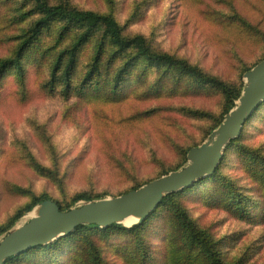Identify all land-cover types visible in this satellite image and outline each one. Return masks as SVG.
<instances>
[{
    "label": "rangeland",
    "instance_id": "1",
    "mask_svg": "<svg viewBox=\"0 0 264 264\" xmlns=\"http://www.w3.org/2000/svg\"><path fill=\"white\" fill-rule=\"evenodd\" d=\"M50 1L112 11L127 36L143 34L158 51L186 58L232 85L245 84L247 70L264 57V0ZM33 8L28 0H0V60L14 55L22 35L37 18ZM81 32L78 27L64 32V23H53L25 53L22 69L10 67L0 78L1 224L28 208L35 197L48 195L66 206L79 193L118 196L184 167L189 150L209 139L225 110L220 90L195 88L186 78L176 91L142 93L136 87V76L144 70V63L134 67L114 96L88 93L78 97L91 59L103 41L102 31L81 48L72 89L67 90L63 82L52 88L56 54L72 45ZM106 51L104 66L92 81L94 89H113L112 79L121 64L120 60L110 63L111 45L106 44ZM147 77L153 84L156 73ZM241 147L264 159V105L240 141L226 148L220 168V178L233 184L250 211L260 202V195L245 170ZM39 165L49 169L51 176ZM211 188L217 196L212 202L200 186L181 197L192 219L212 235L226 262L264 264V220L232 213L220 198V190ZM34 210L13 227L29 222ZM167 214L161 210L146 234L151 253L163 263L172 257L165 246ZM96 240L108 264H127L123 245L129 236L98 235ZM76 249L77 242H73L53 256L48 251H33L14 264H76L74 258L80 256Z\"/></svg>",
    "mask_w": 264,
    "mask_h": 264
},
{
    "label": "trees",
    "instance_id": "2",
    "mask_svg": "<svg viewBox=\"0 0 264 264\" xmlns=\"http://www.w3.org/2000/svg\"><path fill=\"white\" fill-rule=\"evenodd\" d=\"M28 1L34 4L32 13L37 18L22 35V40L14 55L0 60V78L10 67H16L21 70V60L25 53L35 45L45 29L49 28L55 22H62L64 23V32L72 27H78L82 32L72 45L56 54L51 71L50 84L52 88L63 82L67 90L72 89V75L76 68L81 48L98 32L102 31L103 41L95 51L89 64V69L80 84L81 88L77 93L80 98H84L88 93H109V95L114 96V93L119 92L118 89L122 87L127 76L139 63L145 64L142 73L136 76V87L142 93H152L154 89L157 90L156 93H161L163 89L176 91L182 86L183 79L185 78L195 88L210 87L220 90L225 98V110L217 119V123L213 129L222 123L225 115L236 106V102L241 96L245 84H229L222 78L204 71L198 64H194L186 58H181L168 52L158 51L149 43L143 34L127 36L112 11L102 13L95 10L79 9L65 3H52L50 0ZM106 44L111 45L113 48V51L110 53V63L114 64L117 60H120L121 64L116 68L112 79L113 89H109L107 86L94 89L92 87V81L100 73L106 60ZM150 72L156 73V79L153 84L148 82L147 76ZM121 93L125 94L126 91L124 90ZM263 105L264 102L246 122L240 137L232 141L227 148H230L240 141L247 125ZM241 154L244 157L243 163L245 170L253 178V188L260 195V202L255 204L250 211L245 205V200L235 190L233 184L227 179L220 178V168L223 164V159L212 176L198 181L184 190L167 195L157 209L140 224L130 227L124 224H112L108 227L87 224L81 225L68 235L62 236L49 244L37 245L18 256L11 257L4 264H14L26 254L38 250L48 251L53 256L57 249L67 243L73 242H77L76 253L80 255L74 258L76 264H108L96 244V237L102 235L110 238L115 233L130 237V240L123 245V256L127 264H230L224 260L218 249V243L212 235L207 230L200 228L192 219L181 197L185 192L200 186L203 187L202 194L212 202L217 196L214 195L211 187H216L220 190V198L227 204V208L232 213L239 214L241 218L258 219L261 217L264 220V159H261L253 151L245 150L244 147H241ZM42 168L44 171L48 170L51 176L49 169ZM178 169L175 168L173 170ZM144 184L135 186L122 194L138 189ZM101 198H104V196L93 197L87 193H79L73 198L70 204L63 206L60 201L48 195L35 197L34 202L28 208L24 209V211H18L6 224L0 223V237L12 228L25 213L33 210L42 201L48 199L54 200L62 211H67L81 200ZM161 210L168 212L166 222L169 229L165 234L167 240L165 246L168 252H172V257L167 259L165 257L166 261L164 263L151 253L146 235L148 234V229L151 227L150 224L153 220L157 219V216H160ZM153 224L155 225L156 222Z\"/></svg>",
    "mask_w": 264,
    "mask_h": 264
},
{
    "label": "water",
    "instance_id": "3",
    "mask_svg": "<svg viewBox=\"0 0 264 264\" xmlns=\"http://www.w3.org/2000/svg\"><path fill=\"white\" fill-rule=\"evenodd\" d=\"M244 78L245 85L236 106L225 115L209 139L189 150L188 163L184 167L138 189L118 196L84 200L67 211H62L54 200L42 201L35 207L38 209L36 217L11 228L1 237L0 264L37 245H46L68 235L81 225L108 227L112 224H140L167 195L212 176L222 163L226 148L240 137L246 122L264 102V58L248 70ZM131 218L135 221L126 225L125 222Z\"/></svg>",
    "mask_w": 264,
    "mask_h": 264
},
{
    "label": "bare ground",
    "instance_id": "4",
    "mask_svg": "<svg viewBox=\"0 0 264 264\" xmlns=\"http://www.w3.org/2000/svg\"><path fill=\"white\" fill-rule=\"evenodd\" d=\"M32 217H36L38 215V209H35L32 213H31ZM135 221V219H129L127 220L125 223L126 225H131L133 222Z\"/></svg>",
    "mask_w": 264,
    "mask_h": 264
}]
</instances>
